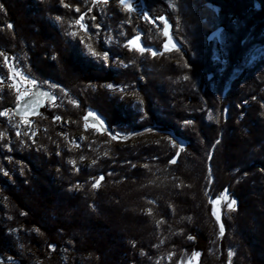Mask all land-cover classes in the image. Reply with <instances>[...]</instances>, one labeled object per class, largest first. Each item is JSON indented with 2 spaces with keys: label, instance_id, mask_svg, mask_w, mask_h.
I'll use <instances>...</instances> for the list:
<instances>
[{
  "label": "trees",
  "instance_id": "obj_1",
  "mask_svg": "<svg viewBox=\"0 0 264 264\" xmlns=\"http://www.w3.org/2000/svg\"><path fill=\"white\" fill-rule=\"evenodd\" d=\"M3 1L0 5L12 17L4 16L5 22L17 37L23 25L12 4L5 7ZM143 5L155 21L123 9L107 11L120 21L118 32L125 41L121 51L137 57L144 69V115L135 110L143 123L133 126L167 132L190 150L199 138L207 141V154L223 159L222 171L215 161L210 165L230 177L210 196L224 199L226 193L227 204L235 201L234 219L243 212L250 219L238 236L233 231L228 249L239 246L244 261L252 257L251 264H264V0H143ZM159 17L167 20L176 44L170 51L163 48L166 38ZM134 39L137 44H129ZM24 154L29 167H21L11 185L0 182L10 214L7 218L6 211H0V257L10 256L17 264H153L159 255L154 243L159 241L155 227L147 225L150 215L142 213L144 205L153 207V196L145 195L151 204L145 203L141 192L127 189L126 183L119 184L126 192L120 194L122 189L116 187L118 193L112 189L104 198L103 189L94 194L72 191L74 178L66 180L50 163L46 167L35 162L31 152ZM205 223L209 227V221ZM184 224L186 219L180 218L176 225ZM19 228L14 235L12 229Z\"/></svg>",
  "mask_w": 264,
  "mask_h": 264
},
{
  "label": "rangeland",
  "instance_id": "obj_2",
  "mask_svg": "<svg viewBox=\"0 0 264 264\" xmlns=\"http://www.w3.org/2000/svg\"><path fill=\"white\" fill-rule=\"evenodd\" d=\"M5 1V7L12 4L17 11L13 14L23 27L17 37L9 32L14 29L4 19L9 11L0 5V36L5 35L3 40L9 41L5 44L0 40V182L14 183L21 167H29V162L23 160L24 153L31 152L35 162L46 167L50 163L51 170L66 180L74 178L69 186L72 191L94 194L103 189L104 198L108 191L110 195L116 192V187L122 189L120 194L126 192L120 187L126 183L127 189L141 192L145 203L151 202L145 195L154 197L152 208L142 207V213L150 215L147 225L155 227L159 241L154 243L159 255L153 264H251L252 257L244 261V250L239 246L233 251L228 249L234 233L238 236L239 228L249 224V216L243 212L242 217L234 219L227 204L229 197L225 200L210 196L218 183L230 178L227 173L217 174V168L210 165L215 161L222 171L223 159L207 154V141L201 138L190 150L189 146L177 144L167 132L134 127L143 123L135 110L144 115L142 97L148 90L146 79L141 77L144 69L137 57L121 51L125 41L118 32L120 21L107 11L113 8L119 13L123 9L138 14L141 20H148L147 16L155 21L143 0ZM158 21L166 38L164 44L168 43L170 26L165 19L169 26L166 37L165 23ZM32 31L37 33L33 35ZM16 43L21 45L14 48ZM128 68L129 72L120 74ZM34 84L55 91L57 100L34 118L16 117L12 106ZM17 96L22 98L18 100ZM118 115L132 125L121 122ZM180 131L189 133L183 128ZM169 154H173L171 160L167 158ZM3 189L1 184V193ZM7 204L0 196V211L5 210L10 218ZM180 218L186 219L182 229L176 225ZM20 229H12V233ZM177 243L187 246L179 249ZM127 245L132 247L134 243ZM0 264L17 263L4 256Z\"/></svg>",
  "mask_w": 264,
  "mask_h": 264
},
{
  "label": "water",
  "instance_id": "obj_3",
  "mask_svg": "<svg viewBox=\"0 0 264 264\" xmlns=\"http://www.w3.org/2000/svg\"><path fill=\"white\" fill-rule=\"evenodd\" d=\"M57 100L55 91L48 87L34 84L21 100L12 106V112L19 118H34L38 116L48 104Z\"/></svg>",
  "mask_w": 264,
  "mask_h": 264
},
{
  "label": "snow or ice",
  "instance_id": "obj_4",
  "mask_svg": "<svg viewBox=\"0 0 264 264\" xmlns=\"http://www.w3.org/2000/svg\"><path fill=\"white\" fill-rule=\"evenodd\" d=\"M128 7H129V10H131V5H129ZM145 18H146V19H151L150 17H147V16H146ZM81 19H82V18H81ZM158 19H160L162 22L165 23V33H164V34H165L166 37H168V36H169V32L167 31V29H168L169 26L167 25V23H166V21H165V18H164V17H159ZM76 22H77V24H79V23H80V20H77ZM72 35H75V33H72ZM81 43H83V41H81ZM129 44H131V45H136V44H137V40L134 39V40L130 41ZM170 46H171V47H175L176 44L173 43L171 40H169L168 43H165V44H164V48H166V49H168ZM140 50L142 51L143 48L141 47ZM152 54L155 55V54H156L155 51H153ZM92 55H93V56H96L97 54H96V53H92ZM104 55H105V58H106V57H107V53H105ZM186 66H187V65H186ZM185 79H187V77H185ZM52 86L55 87V85H52ZM108 87H109V88H112L113 85H108ZM24 95H27V93H24ZM21 98H22L21 96H17V99H18V100L21 99ZM2 114H3V113H0V115H2ZM56 119H58V117H57ZM113 138H115V136H114ZM170 162H171V161H170ZM93 187H96V184H93ZM222 195H224L225 200H227V194L224 193V194H222ZM218 199H219V198H218ZM234 205H235V201L233 200L231 203H228V208L234 210ZM213 214L215 215V209H214V211H213ZM189 239H191V237H189Z\"/></svg>",
  "mask_w": 264,
  "mask_h": 264
}]
</instances>
